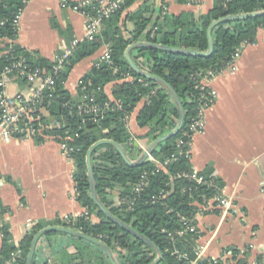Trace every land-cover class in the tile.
<instances>
[{
    "label": "trees",
    "instance_id": "trees-1",
    "mask_svg": "<svg viewBox=\"0 0 264 264\" xmlns=\"http://www.w3.org/2000/svg\"><path fill=\"white\" fill-rule=\"evenodd\" d=\"M23 0H6L0 3V38L15 40L18 28L13 24L18 13L25 9ZM149 0H126L122 8L102 26L101 33L92 42H83L78 47L66 71L60 76L56 84V98L49 107L50 114L66 124L71 129L75 140L72 143L79 151L74 154L75 188L77 201L90 215H95L98 223L91 218L82 216L69 223L57 220L50 225L62 226L81 231L107 244L114 252L120 264H149L156 258V253L144 242L136 239L129 232L108 220L98 209L91 196L86 154L89 148L100 140H112L118 143L130 156L132 135L129 132L126 116H131L137 104L143 99L147 102L138 114L137 123L141 128L148 127L147 134L151 141L175 129L179 120L178 110L170 94L161 86L138 76L129 66L126 58V49L138 42L161 44L171 48L206 51L208 49L207 30L212 22L231 15L250 14L264 11V0H217L209 13L196 19L192 14L181 16H166L162 23L157 19L154 26L151 20L145 17L150 11ZM185 1V0H179ZM138 5L136 10H131ZM128 23H133L134 31L128 30ZM151 26V27H150ZM259 29H264V17L247 20L224 22L213 30L214 51L208 58L183 56L168 51L139 48L133 50L131 56L137 65L167 82L177 93L184 109V124L179 134L160 144L152 153V157L161 164L168 163L164 170L150 175L145 186L138 192H133L134 186L139 183L141 175L152 173L156 166L147 159L142 166H128L120 154L110 145L99 147L92 155V164L95 175L96 189L100 201L110 212L125 224L152 241L163 253L160 264H214L211 259H197L199 231L196 217L209 214L205 211L204 202L214 197V188L198 185L196 181L185 175L194 171L188 158L177 143L192 140L190 126L197 119L199 108L202 105L200 84L209 72L220 73L231 63V58L237 49L245 43H254ZM155 34L152 37V31ZM108 46L113 67L105 64L95 65L83 76L82 86L78 87L77 100L65 88L70 72L81 60L97 53L103 46ZM10 51L8 55L3 54ZM36 54L30 53L19 45L12 44L5 49L0 47V72L11 65L14 59L25 58L29 63L50 69L51 63ZM129 74L133 82L116 83L112 89V98L105 92L107 85L124 80ZM21 86L24 78L16 80ZM85 87V90H83ZM88 99V100H87ZM93 99L104 109L103 114L79 115L78 110L72 112L64 107L66 100L77 106L83 100ZM120 103V105H119ZM107 106V107H106ZM64 135L60 133V135ZM191 149V148H189ZM175 155L176 160H172ZM209 177L211 171H204ZM220 187H223L217 179ZM119 192L118 200L112 197L113 192ZM164 192L157 202L152 198ZM134 202L132 210L128 203ZM4 208L0 203L1 216ZM183 219L191 222L195 231L186 230ZM46 225L36 224L27 231L18 246L12 242V235L8 226L2 232L0 264L12 261L13 255L20 251L19 257L12 264H26V258L35 235ZM183 235H179L180 232ZM50 233L45 237L55 235ZM77 239V238H75ZM79 241H84L77 239ZM94 263L110 264L104 251L99 249ZM236 255V250L233 251ZM64 263L74 264V254L63 251ZM182 255V258H179ZM36 257L34 264H36Z\"/></svg>",
    "mask_w": 264,
    "mask_h": 264
},
{
    "label": "crops",
    "instance_id": "crops-1",
    "mask_svg": "<svg viewBox=\"0 0 264 264\" xmlns=\"http://www.w3.org/2000/svg\"><path fill=\"white\" fill-rule=\"evenodd\" d=\"M216 1L149 0L151 12L145 17L151 20V26L157 19L162 23L164 11L165 17L188 13L198 19L209 13ZM127 27L134 31L133 23ZM84 36L82 14L61 8L57 0H30L21 15L17 38L0 39V47L16 44L51 63L64 46ZM108 49L103 46L73 67L65 82L73 98L77 100L83 76ZM133 81L128 78L110 83L105 92L112 98L116 83ZM203 84L215 93L216 101L205 112L204 132L193 137L190 162L193 171H211L220 180L234 209L198 215L197 244L203 248V259L264 264V29H259L254 43L245 47L236 70L226 69ZM146 102L143 99L138 103L129 118L132 141L128 156L132 160H137L152 142L147 136L149 128L137 123ZM74 174L75 163L65 157L58 139H0V203L5 210L2 216L0 213V251L4 226L9 227L12 242L18 246L28 225L57 226L50 224L57 220L73 222L83 215L85 208L75 196ZM112 197L117 201L119 192L114 191ZM91 221L98 223L99 219L92 215ZM63 251L78 256L82 264L94 263L99 255L97 247L86 241L55 234L40 241L36 264H46L49 259L51 264H62Z\"/></svg>",
    "mask_w": 264,
    "mask_h": 264
},
{
    "label": "built area",
    "instance_id": "built-area-1",
    "mask_svg": "<svg viewBox=\"0 0 264 264\" xmlns=\"http://www.w3.org/2000/svg\"><path fill=\"white\" fill-rule=\"evenodd\" d=\"M6 0H0V3ZM30 0H23L24 4H27ZM63 9L72 10L73 12L80 13L85 18V36L82 40L75 39L70 44L64 46L54 57L51 62L52 67L50 69L33 65L29 63L25 58L21 57L14 59L11 65L5 67L0 72V139L4 142H10L16 139L25 140H40L46 141L49 139H58L65 157L74 162V154L79 150L76 149L72 143L75 140V136L71 129H67L65 123L57 119L50 114L49 107L54 98H56V84L60 79V76L66 71L67 66L70 64V59L76 53L78 47L83 42H92L97 35L101 33L104 22L110 19L117 11H119L125 4L126 0H57ZM23 10L18 13L14 18L13 24L16 28L19 26V21ZM166 12L162 13L163 18ZM155 30L152 31L153 37ZM2 39V38H0ZM7 39V38H5ZM3 40V39H2ZM249 45L245 43V46L236 50L231 58V63L226 69L236 70V64L242 56L245 47ZM9 50L3 54L8 55ZM105 64L109 67H113L114 62L110 50L108 49L100 58L97 66ZM226 69L217 72H209V74L203 79L200 84V88L204 91L202 96V105L199 108L197 119L190 126L189 138L193 139L195 135L201 134L205 130V112L208 108L214 105L216 96L213 91L205 87L203 82L210 80L216 76L222 74ZM18 77L24 78V85L21 86L16 80ZM133 78L127 74L124 79ZM82 80L79 82V86H82ZM10 85H14L19 89V93L11 95L9 91ZM85 90V87L84 89ZM88 100V99H87ZM83 100L77 108L71 104V100L64 102V107L72 112L74 109L78 110L79 115L88 114H103L104 109L95 104L93 99ZM120 105V103H119ZM107 107V106H106ZM129 116L125 117V121L129 123ZM63 133L64 135H60ZM141 145L143 143L138 141ZM183 147H187L186 150H182ZM177 148L185 152L186 156L191 160V143L180 140L177 143ZM146 148H144V151ZM155 166L156 170L152 173L145 172L141 175L139 183L134 186L133 192H138L140 188L145 186L148 182L150 175L158 173L160 170H164L168 163L161 164L158 160L152 157L148 158ZM172 160H176L175 155L172 156ZM187 178L194 180L198 185H206L208 188H214V197L204 202L205 211L219 210L224 213H229L234 209V204L231 198L225 193L224 188L220 187L217 183V178L212 174L209 177L203 175V173L194 171L192 174L185 175ZM264 192V188L262 190ZM75 196L77 191L75 188ZM164 192L159 195H155L152 198L153 202H157L160 197H165ZM134 202L128 203V209L132 210ZM86 219L91 218L90 213L85 209L82 215ZM81 216V217H82ZM34 226V225H33ZM32 225L27 226V231L30 230ZM183 226L186 230L191 232L195 231V227L191 225V222L187 219H183ZM184 232H180L179 235H183ZM197 259L202 258L203 248L198 247L196 250ZM20 251L13 255L12 262L19 257ZM182 258V255H179ZM214 264H224L223 259H213ZM49 259L46 264H51ZM190 264H197V261H192Z\"/></svg>",
    "mask_w": 264,
    "mask_h": 264
},
{
    "label": "water",
    "instance_id": "water-1",
    "mask_svg": "<svg viewBox=\"0 0 264 264\" xmlns=\"http://www.w3.org/2000/svg\"><path fill=\"white\" fill-rule=\"evenodd\" d=\"M258 17H264V11L260 12H254L250 14H241V15H231V16H226L224 18H221L219 20H216L212 22V24L209 26L207 30V38H208V49L206 51H197V50H186V49H181V48H171V47H166L161 44H155V43H149V42H138L130 45L126 51H125V58L130 66V68L140 77L147 79L159 86H161L163 89H165L171 96L177 110L179 113V120L178 124L175 127L174 130L171 132L157 138L156 140L152 141L146 148V150L142 153V155L137 159V160H132L126 151L116 142L112 140H100L96 143H94L89 150L87 151L86 154V164L88 168V178L90 182V189H91V196L100 210L104 214V216L113 222L115 225L121 227L123 230L129 232L131 235H133L136 239L144 242L147 244L152 250L155 251L156 253V258L149 264H160L163 260V253L161 250L152 242L150 241L147 237L143 236L139 232H137L135 229H133L131 226L125 224L122 222L120 219H118L116 216H114L110 210L100 201L98 194H97V189H96V182H95V175H94V169H93V164H92V155L93 153L101 146L103 145H110L112 146L122 157L123 161L131 167H139L142 166L145 161L152 155L153 151L162 143L176 137L179 132L181 131L183 124H184V119H185V113L183 106L181 104V101L179 99V96L175 92V90L167 83L165 82L162 78L157 77L149 72H146L142 70L137 63L133 60L131 53L133 50L139 49V48H149V49H158V50H163V51H168L171 53L175 54H180L183 56H190V57H201V58H208L212 56L213 51H214V37H213V30L215 27H217L219 24L224 23V22H232V21H240V20H247L251 18H258ZM50 233H56V234H62V235H67L71 236L73 238L81 239L84 240L99 249L103 250L105 255L107 256L110 264H120L119 261L117 260L113 250L104 242L97 240L96 238H93L81 231L73 230L70 228H65L62 226H48L43 229H41L34 237L30 250L28 252L27 258H26V264H34V259L37 253L38 245L40 241L48 234ZM74 259L75 264H82V261L79 260L78 256H75Z\"/></svg>",
    "mask_w": 264,
    "mask_h": 264
},
{
    "label": "rangeland",
    "instance_id": "rangeland-1",
    "mask_svg": "<svg viewBox=\"0 0 264 264\" xmlns=\"http://www.w3.org/2000/svg\"><path fill=\"white\" fill-rule=\"evenodd\" d=\"M10 93H11V95L18 94V93H19V89L16 88V87H14V86H12V87H11V90H10ZM198 247H199V246H198ZM224 264H225V263H224Z\"/></svg>",
    "mask_w": 264,
    "mask_h": 264
}]
</instances>
